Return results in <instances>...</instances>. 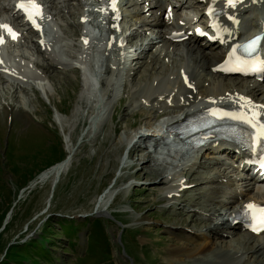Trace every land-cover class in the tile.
<instances>
[{"label":"rangeland","instance_id":"374dc122","mask_svg":"<svg viewBox=\"0 0 264 264\" xmlns=\"http://www.w3.org/2000/svg\"><path fill=\"white\" fill-rule=\"evenodd\" d=\"M41 1L42 14L48 15L55 29L52 47L64 53L65 59L60 62L56 61L55 52L45 48L38 35L19 25L9 10L0 8V25H7L15 32V38L12 41L5 38L2 46L15 62L29 64L32 74H36L21 79L0 69V262L5 260L7 247L33 239L41 241L42 234L49 239L45 243L49 248L47 256H36L32 247L18 249L21 255L40 259L31 264H226L222 262L223 253L234 255L232 264H242L244 257L240 260L237 250L241 254L245 245L255 246L256 242L239 229L230 238H224V243L216 236L212 238L216 248L211 255L213 262L195 258L171 261L168 256L170 245L178 240L177 235L183 230L213 237L215 227L211 229L208 212L203 211V207L199 209L201 205L211 206L215 201L223 213L225 207L238 208L240 202L254 201L252 193L245 195L246 192L235 188L254 185L249 178L239 177L237 161L225 153H210L206 147L202 151H190L187 158L171 160V157L153 153L154 144L143 145L147 138L138 140L135 137L129 141L135 133H149L148 129L159 120L173 116L154 112L141 92L147 83L156 85L164 77L173 79L174 71L167 74L178 67L180 60L189 71L195 72L189 54L188 61L179 59L180 54H185V46L180 45L177 50L172 46L167 48L158 38V29L138 28L135 35L129 37L138 50L126 53V60L147 46L150 57L159 55V63L151 68L150 57H143L137 59L140 62L134 69L121 68L117 79H112L116 83L112 95L107 101L105 95L103 100L105 110L101 122L86 132L98 89L86 84L83 73L77 68L80 64L77 56L81 51L78 37L82 31L81 3L76 0ZM153 1L145 0V4ZM170 1L172 4L184 2L175 15L178 23L183 21L179 17L188 19L201 15L203 6L199 0ZM0 2L1 6L14 3V0ZM131 8L119 4L123 15ZM154 12L152 18L156 17ZM144 17L147 18V14L141 13L139 19ZM139 19L124 15L118 26L126 33L139 23ZM187 30L189 35L190 29ZM197 41L207 43V52L221 50L216 41L206 42L203 37H198ZM47 59H52L57 67L48 66ZM228 76L229 79H222L233 80L235 85L232 86L248 83L234 75ZM207 81H211L209 75L200 72L198 84H207ZM262 89L258 99L264 97V87ZM138 135L143 138L142 134ZM135 148L137 150L133 151ZM67 151L71 152L68 170L61 175L52 194L49 181L28 188L40 171L59 161ZM193 162H198V166L192 165ZM174 173L183 176L179 183H187L168 195L166 189L173 182ZM217 176L230 178L234 188L228 189L225 185L215 191L213 179ZM194 182L198 183L191 186ZM102 194L105 196L100 200ZM241 196L251 199L243 201ZM179 209L182 211L177 214ZM185 213L194 221L189 224L180 221ZM59 218L73 220L72 235L63 233L57 224ZM227 218L226 213L219 219L218 231L223 229L220 223ZM195 221L201 223L195 226ZM97 222L100 225L94 228L92 224ZM94 232L96 236L88 242L87 235ZM71 236L75 238L70 239ZM27 263L9 255L4 264Z\"/></svg>","mask_w":264,"mask_h":264},{"label":"bare ground","instance_id":"6f19581e","mask_svg":"<svg viewBox=\"0 0 264 264\" xmlns=\"http://www.w3.org/2000/svg\"><path fill=\"white\" fill-rule=\"evenodd\" d=\"M37 1L39 3L42 2L41 0ZM76 1H80L81 11L84 10V4L90 5L87 16H90L91 10L94 9L95 18L93 19H99L101 21L100 30L104 33V36L96 41L95 39H93V36L91 34L92 32L88 33V37L90 40H87L85 38L82 31L78 36L82 39L83 42H79L81 47L79 59L82 63H84L86 67H88L82 68V70L88 69L89 74L96 77V80L95 78L93 80L94 84L98 83L100 85V89L98 90L99 94H96L97 96L95 95L93 100L94 108L92 109V113L89 116L88 129H86V132H88L92 128H95L101 122L105 110V102H103L105 95H107V101L113 93V85H116V83L112 81V78L115 76V69L117 70V67L115 68L114 62L116 60L112 61L111 56L112 53L114 54V51L111 50L118 45L117 41H113L112 36L121 34V31L116 26L117 22L122 19L124 15L139 19L141 13H146L147 18L144 17L139 19L140 24L146 26L145 29H158V38H160V40L167 46V48L172 46L173 50H177L180 45L185 46V54H180L181 57L179 59L184 58L186 61H188V57L186 56H188L189 54V56L193 59V67L195 72L189 71L188 68L184 66L183 61L180 60L178 61V67L176 69L172 68L167 74L171 75V71H174L175 76L171 75L173 79L164 77L163 79L158 80L156 85H152L151 82V84H146L143 91L141 92V96L143 98H146V101H149L148 105H150V108L160 115L166 114L167 116L169 113L173 116L167 119L163 118L159 120L155 125L148 129L150 130L149 133H135L130 137L129 141H132L135 137L137 138L138 136V140L147 138L148 141L146 142V145L151 144L150 146H152V144H154L153 153L160 155V157H171V160H180L181 158H187V154H190V152H181L183 147L190 144L179 140L175 132L166 129L167 125L172 127L178 125L182 119H195L199 116L205 115L210 109L222 110L228 108H239L248 109L252 114L256 112L259 114H264V97L258 99V93L263 91L262 88L264 87V80H262L261 82H256L254 80L257 79L251 80L249 77H247L248 79H250L248 80L246 78L244 79L243 77H239L240 80H247L248 83L241 84L240 87H235L232 86L235 85V82L233 80L230 79L225 81L224 79H222V77L229 79V76L224 75L221 71L217 70V68L221 64H224L225 58L228 56V54H232L234 52V50L231 53L229 52L232 42L245 39L246 37L251 36L260 29L264 30V0H235L234 6H230L228 0H199L203 6L201 15L197 17L191 16L188 19H182L179 17L178 19L183 20L180 21V23L175 20V15L177 9L182 7L184 2H179V4H172L170 0H155L151 3L145 4V0H113L108 5L106 10L101 11V9L103 8L97 0ZM16 2L17 0H14V3L11 4L2 3L0 8L3 10H9L11 15L19 21V25L25 27L35 35H38V37H41L43 35L41 27L44 25L45 19L42 17L41 9L38 4H36L34 1L33 3H31V15L33 16V20H29L26 17L25 12L15 5ZM120 3H122V5L127 4L128 6H132V8L126 9L123 15V12L119 9ZM140 3L142 5H139ZM227 5L230 6L228 10L226 8ZM260 6H263V8ZM215 8H221V12L215 18H213V20H211L209 12ZM37 12H39V15H36ZM45 12L47 13V11ZM153 12L157 14L156 17L152 18L151 15ZM261 13L263 15L262 21L261 19H258V15ZM251 14H253L252 18ZM246 15L249 16L250 19L247 23V28H245V33L238 37H231L229 39H226L227 36H236V34H238L239 31L237 30L240 27L239 25L243 24L240 19H244V16ZM229 17H231L232 19H229ZM115 26L116 28H114ZM85 28V31H89L91 27L89 25H86ZM196 28H203L207 32L214 28L216 34L219 37L217 39V43L218 46L221 47L220 52H207L206 49L209 47L208 45H206L207 43H199L197 41L198 37L196 35ZM187 29H190L189 35L187 33ZM95 30L97 29H94V31ZM212 31L213 33H215L214 30ZM0 32L7 33V36L9 35V31L4 30L3 27H0ZM180 37V41L177 42V39H179ZM100 43L102 44V46L100 45ZM36 44L37 42H35V45ZM37 46L39 50H41V46L38 44ZM47 46L48 44L46 43V49ZM182 50L183 49H181L180 51ZM143 52L144 51H140L141 54H144L145 59L150 57L147 50L145 53ZM1 53L2 55L0 56V59L2 60H0V69L2 67H5L8 69L9 73L15 71L17 75L26 78L28 77V75L32 74L30 65L24 63L23 61L15 62V60L11 58V55H8L6 53L2 44H0V54ZM158 57L159 55L149 58V62H152L151 68L159 63ZM133 58L134 56L132 58L130 57V70L135 68L137 62H140L136 60L140 58V55L137 54V57L135 59ZM55 59L58 62L62 61L63 59H65L64 53L61 52L60 54H56ZM133 60H136V63L134 65H132L134 63ZM145 62L147 61L145 60L144 63ZM149 62H147V65L149 64ZM47 65L52 66L53 68L57 67V64L52 59H47ZM147 65L144 68V71L147 70ZM200 72H202L203 74H208L211 81H207V84H198L197 76ZM89 82L90 81L86 80V84ZM183 82L185 83V85H183ZM89 85L92 84L89 83ZM189 85H191V87ZM87 89H90V87H87ZM138 134H142L141 136H143V138H141ZM170 137H173L171 141H169ZM204 147H206V150H210V153H225L226 155H233L237 157L241 156V151H239L238 148L231 146V144L225 140L209 144L206 143L203 147L191 146L193 150L197 149L198 151H202ZM134 150L137 149L135 148L133 149V151ZM68 152L70 151H67V153ZM66 155L64 158H66ZM64 158L62 159V161L60 160L61 162L57 161L56 163L43 169L37 174L39 175L37 179L42 180L40 183H43L45 181L50 182V193L52 186L51 183L54 181L55 174L59 175V181L61 175L68 170L70 161L68 160V163L64 164ZM244 160H247V157L242 158L240 162H235V165H237L236 168L238 167L237 169L239 177L240 175L243 176L242 172L245 171L246 168H249V175L251 174V172L258 174L260 173V171L261 174H264V169L257 170L252 164H241V161ZM249 160L254 161L253 159ZM197 164L198 162L192 163V165L195 166H198ZM182 177L183 176L178 173H174L172 175L171 180L173 182L170 184L168 189H166V193H169L168 195H172L174 191H177L179 185L187 183H179ZM197 183L198 182L191 183V186H194ZM213 184L215 191L218 186L226 185L228 189L234 188L233 182L230 178L223 179L217 176L213 179ZM235 188L237 190H243V193L246 192L245 195L248 193H252V198H254V201L264 198V185L262 184H254L251 187H246L244 189H239L238 186H236ZM104 196L105 195L102 194L99 199L101 200ZM239 196L240 194L236 198L238 199ZM241 197L242 198H240V200L243 201L251 199H244L243 196ZM239 204L240 208L241 206L249 203L245 201L240 202ZM253 204L254 203H251L250 205ZM202 207L204 208L203 211L208 212V220L210 222L209 224H211V229L215 227L213 237L206 235V233H190L186 230H183L180 235H177V241L179 242L174 241L175 243L170 245L168 249V256L171 261L181 262L186 258H195L204 260L205 262L209 263L213 262L215 260L211 257V255L213 254L214 250H216V248L213 245L212 238L216 236V238L221 239V243H224V241H226L228 237L230 238L236 233V229H239L244 231L245 235H247L248 238H251L256 242L255 246L250 247H246L244 243L243 245H245V251L241 254L239 250H237L239 259L240 257H244L243 260L240 259L242 260V264H264V236L261 235L264 233V230L253 231L240 222H234V220L230 217L232 216V214H235L237 212L236 210L238 208L235 209L232 206H229L228 208L225 207L226 211L220 213L221 211H219V209L217 208L215 201L211 206L201 205L199 209L202 210ZM181 211L182 209H179V212L177 214H180ZM226 213L228 218L220 223L224 227L222 230L218 231V229L216 228L217 222H219V219H223ZM182 215L184 217L182 216V218H180V221H187V224H189L190 221H194L192 217L187 213ZM200 223L201 221H195L194 225L197 226ZM140 241L143 242V240ZM237 251L234 252L237 253ZM246 252L249 255H245ZM221 256L222 262L224 261L226 264H232V257L234 256L233 254L223 253ZM219 263L221 262H218L217 264Z\"/></svg>","mask_w":264,"mask_h":264},{"label":"trees","instance_id":"16d2710c","mask_svg":"<svg viewBox=\"0 0 264 264\" xmlns=\"http://www.w3.org/2000/svg\"><path fill=\"white\" fill-rule=\"evenodd\" d=\"M64 157L65 156H63L61 159H59V161L62 160ZM72 222H73V220H68L66 218H59V220L57 221V224L63 229L62 230L63 233L72 235L73 230L75 229V226L72 224ZM92 225L95 228V227H98L100 224H99V222H97V223L92 224ZM95 234L96 233L94 232V233H90L89 235H87V241L88 242L92 241V239H94V237L96 236ZM40 236H41V241H39L37 239H33V240H30V242H28V243L23 242L20 244L12 245L11 247H7L6 248V254L7 255L5 257V260L1 261L0 264H4L7 261L9 255L15 256L18 260L23 259L24 261H28L27 264H31L32 262L37 263L40 260V259L38 261L36 260V259H38V257L37 258H31L30 255H28V254L21 255L20 251H18V249L29 250V247L33 248V252L36 253V256L43 255V254L45 256H47L49 248L46 247L45 243H47L49 241V239L46 237H42V234ZM69 238L73 239L75 237L71 236ZM12 250H14V251H12Z\"/></svg>","mask_w":264,"mask_h":264},{"label":"snow or ice","instance_id":"6c2138e0","mask_svg":"<svg viewBox=\"0 0 264 264\" xmlns=\"http://www.w3.org/2000/svg\"><path fill=\"white\" fill-rule=\"evenodd\" d=\"M28 3H30V4L33 3V0H28ZM228 3H229L230 6H234L235 0H228ZM17 7L20 8V9H22L25 12L26 17L29 20H33V16L32 15H29L28 8L26 7V5H24V4H18ZM113 7H114V3H113ZM101 11H104V9H101ZM36 15H39V12H37ZM229 19H232V18L229 17ZM0 27L7 28L10 33L12 31L7 25H0ZM197 31H199V30H197ZM13 38H15V35L14 34H13ZM85 42H87V41H85ZM255 44H256V40L254 39L253 41H251L250 46L254 47ZM234 70L241 71L243 69L237 68V69H234ZM189 86L191 87V85H189ZM212 114L213 115H216L215 112H213ZM224 115H228V113H224ZM236 118H240V117H236ZM249 123H251V121H249ZM260 139H264V126H261V130L258 133L257 140L259 141ZM248 207L249 208H253L255 206L254 205H249ZM254 219L257 221L258 226H254L252 230L253 231L264 230V212H262L258 218L257 217H254Z\"/></svg>","mask_w":264,"mask_h":264},{"label":"water","instance_id":"95a60500","mask_svg":"<svg viewBox=\"0 0 264 264\" xmlns=\"http://www.w3.org/2000/svg\"><path fill=\"white\" fill-rule=\"evenodd\" d=\"M68 160H69V161L71 160V152H68V153H67L66 158H64V160H63V163H64V164L68 163ZM61 161H62V160H61ZM61 161H60V162H61ZM69 164H70V162H69ZM38 176H39V175H37L36 177H34V178L29 182V184H28V188H33V187H35L37 184H39V183L42 181L41 179H37ZM58 177H59V175H58V174H55L54 181L51 183V184H52V186H51V194L53 193L54 186H55V184H56L57 181H58ZM23 190H24V189H22L21 191H23ZM19 194H21V192H20ZM18 196H19V195H18ZM7 218H8V216H7ZM4 223H5V221H4Z\"/></svg>","mask_w":264,"mask_h":264}]
</instances>
